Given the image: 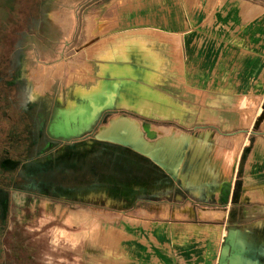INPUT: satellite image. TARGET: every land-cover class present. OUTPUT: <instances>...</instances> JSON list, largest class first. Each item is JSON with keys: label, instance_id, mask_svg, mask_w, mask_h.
Listing matches in <instances>:
<instances>
[{"label": "crops", "instance_id": "crops-1", "mask_svg": "<svg viewBox=\"0 0 264 264\" xmlns=\"http://www.w3.org/2000/svg\"><path fill=\"white\" fill-rule=\"evenodd\" d=\"M218 1H91L84 16V45L75 40L69 50L65 47L57 54L72 72L71 84L76 85L72 94L78 99L112 110L124 107V98L129 97L156 103L163 115L159 118L174 124V138L166 139V150L184 158L176 172L183 183L178 198L185 199L175 206L147 200L149 207L121 210L111 222L118 242L111 231L94 232L110 259L119 264H264V122L250 142L235 134L244 129L245 115L259 118L255 107L258 98H264V6L254 0ZM205 2L228 3L235 9L242 5L238 17L245 29H238L235 16L230 30L210 31L215 14ZM68 11L72 22L73 6ZM135 53L139 54L130 59ZM114 68L120 72L111 75ZM136 87L143 91L135 92ZM79 108L75 105L73 110ZM197 111L200 128L209 135L225 131L224 138L183 137L188 136L184 129L199 128L194 115L189 116ZM184 118L188 120L178 127ZM126 124L132 126L128 135L136 145L141 129L145 135L154 133L148 128L151 124L119 116L99 134L128 140L123 133ZM243 148L246 154L241 158ZM82 233L79 229L72 235L78 238Z\"/></svg>", "mask_w": 264, "mask_h": 264}, {"label": "rangeland", "instance_id": "rangeland-1", "mask_svg": "<svg viewBox=\"0 0 264 264\" xmlns=\"http://www.w3.org/2000/svg\"><path fill=\"white\" fill-rule=\"evenodd\" d=\"M91 1L97 0H46L41 6L42 13L40 21H30L28 25L29 29H26L28 36L25 37L23 42L22 39H20L17 43V49L15 48L14 51L18 65V70L15 73L16 81L21 82L24 91H26V108L35 107V104L41 102L45 105V113L47 115L50 114L51 110H54V108L64 110L71 102H74V106L81 105V107H84L87 105L88 102L85 98L78 99L76 96H73L72 89L76 87V85L71 84L72 72L69 66H66V60H64L63 64H61L62 62L60 63L57 54L65 51V47L68 48L70 42L75 40L78 41L79 46L84 45V16ZM218 2L217 0V3ZM254 2L264 6V0H254ZM218 4L215 6H208L207 2H205V8H209V12L215 14V21L211 23L209 28L210 31L230 30V28L233 27L232 24L235 16L238 18V29H245L244 26L242 27V25H240L241 21L238 17L244 10V8L241 7L242 5L235 9V7L228 3L221 6ZM72 6L73 11L76 13V17H74L71 22L68 10L71 9ZM71 23H73L72 28H70ZM214 27L217 29L213 30ZM75 34L78 36V39H73ZM207 53V57L210 58L212 53L209 47ZM136 54L139 53L132 54V58L130 59L133 60ZM69 55L70 52L66 54V56ZM137 59L141 61L139 56H137ZM63 65L65 66L64 68ZM82 67L83 65L81 68ZM83 71L84 70L81 69V72ZM84 72L86 73L87 71L85 70ZM262 85L263 84H261V89L263 88ZM1 89H3L2 85L0 86V93L5 95L8 93L6 91L1 92ZM231 104L235 106L236 103L231 100ZM243 105L244 101L241 102V106ZM158 108L156 103H149L146 110L140 111L135 110L133 107L118 105L116 108L114 107L112 113L104 116L106 121H102L99 124L96 123L93 131L97 134L100 133L101 129L104 128L112 118L119 116L138 120L141 124L146 122L151 124L148 128H151L154 133L153 135L151 133L145 135L141 129L139 137L152 147L162 145V149L165 151L162 150L161 154H170L172 158L175 154L166 150L168 147L163 144H166V139L174 138L173 134L175 129H172L174 124L171 126V119H160L159 115L161 114L158 113ZM255 108L259 113V118H253L252 120L250 119V115H245L243 121L244 124H246L242 127L244 131L240 129L235 133L238 138H242L245 143L246 141L250 142V139L253 138V133L259 129L261 122H264V115H262L264 112V98H258L257 107ZM198 111L194 114L191 113L189 116L192 117L194 115L195 121L198 122L195 126L199 128L184 129L183 132L188 136L183 137H187L186 139L189 140L194 135L195 138L200 141H209L212 139V134H220L223 136L222 138H224L223 134L227 133L225 131H211L209 135L200 128L203 125L201 123L202 118L199 116ZM8 115L9 118H5L0 112V150L8 149L10 151V149L13 148L12 139L21 136V132L15 119L16 115L13 114V111ZM142 115H147V118H144ZM161 116L163 117V115ZM44 119L46 120V118ZM45 120L44 127L46 124ZM187 120V118H184L178 127H181ZM246 145L250 147V144ZM84 146L88 148L90 143L87 142ZM83 148H81V150ZM62 149V146L58 147L57 145L46 155L37 156L36 160L43 161L47 157H54L57 152L61 153ZM126 149V156L118 154L116 157L111 158L110 162L113 163L117 173L123 174L124 176L130 175L131 179L134 181H137L138 178L142 179L140 168L142 164L144 165L146 159L141 155L133 153L130 148ZM244 149L245 148L242 149L243 153L241 158L246 154ZM129 152L133 155L129 154ZM77 156L68 153L65 157H58L55 161H62L65 164V162L68 163L75 157L77 158ZM5 167L9 168L10 166L9 164H5ZM154 168L156 169L157 167ZM157 170L162 172L160 176L165 178V182L168 180L169 184H167L165 188L158 190L157 193L151 194V196L148 194H141L142 196L136 199V196L141 193V190L134 188L131 189L132 192L128 191L120 193L119 196L115 195L117 198L108 197L106 192L98 194L91 193L82 197V199L77 198L74 200L48 198L46 203L50 208V212L47 214L43 209L38 210L39 213L37 215L40 216L39 219H41V222H35L33 223L34 225L31 224L29 226V229L33 232H31V235H26L27 238L25 237L27 232L25 228L28 226L20 222L21 220L18 219V214H23L24 217L28 218H30V214L28 215L23 209L17 214V204H14V200L12 199V192L15 190L3 191L0 188V197L2 196L4 200V205L0 209V250L1 253L3 252L4 254L3 264H107L108 262V264H119V261L117 262L116 260L110 259L112 257L106 253L104 246H101L96 241V237L93 236L94 232L103 234V232L107 230L111 231L118 242L120 238H117L111 222L115 221L114 217L119 214L121 210L131 211L136 208L149 207V205H147V200H151L154 204L159 203V205H165V203H168L175 206L181 204L185 199L183 195V198H178L183 183L180 184L178 180L171 182L165 172L159 168H157ZM1 172L0 169V174ZM151 172L152 171H148L147 174V171H144V175H146L143 179L144 181L147 180V177H151ZM180 177L183 179L184 176ZM119 181L120 180L108 179V185L117 187L120 185ZM130 194L134 195L130 196ZM21 198L22 196L20 194L14 193L16 203L20 202ZM235 198H237V196ZM246 198L248 199L249 195L246 196ZM250 198L253 199L254 195H250ZM234 200L237 202L236 199ZM193 203L196 204L197 202L193 201ZM238 208L237 212L239 213ZM245 209L247 210L249 207ZM79 229L83 232V235L77 238L76 235L72 234L77 233ZM16 233H18L19 236ZM51 234L53 235L52 242L56 244V247H50L49 245ZM16 239H18V242L21 239L23 240L20 246L15 242ZM69 244L71 247H69ZM73 245L79 247L77 250L78 252L75 254L74 251L71 250L75 249Z\"/></svg>", "mask_w": 264, "mask_h": 264}, {"label": "flooded vegetation", "instance_id": "flooded-vegetation-1", "mask_svg": "<svg viewBox=\"0 0 264 264\" xmlns=\"http://www.w3.org/2000/svg\"><path fill=\"white\" fill-rule=\"evenodd\" d=\"M12 80L15 81L11 83ZM12 80L9 81V84L19 83L21 85V82L16 81V75L13 76ZM19 92V103L31 125H33L34 132L26 135L21 133V136L12 139L13 148L10 151L8 149V151L6 149L0 150V169L2 171L0 188L3 191L15 190L12 192V199L14 200L12 201L17 204V214L22 209L28 215L30 214V218L18 214L20 222L28 226L25 228L27 230L25 237L33 232L29 229L31 224L41 222L40 216L37 215L38 210L43 209L47 214L50 212L46 203L48 198L74 200L82 199L91 193L98 194L101 192H106L110 198H117L115 195L119 196L120 193L128 191L132 192L131 189L137 188L141 190V193L136 196L138 199L143 194L151 196L169 184L168 180L165 182V178L160 176L162 172H159L153 164L146 160L140 168L142 179L138 178L137 181H134L130 175L124 176L117 173L110 160L118 154L126 156L127 149L125 147L104 142H93V129L87 130L90 126H87L85 120L80 123L79 116L72 118L73 116L68 110L63 111L54 108L47 116L45 105L41 102L35 104V107L26 108V91L22 85L19 87ZM44 120L46 121L45 127L43 126ZM66 121L71 123L69 128L63 127ZM54 126H60V128L56 129ZM87 142L90 143L88 148L84 146ZM57 145L63 147L61 153L57 152L54 157H47L43 161L36 160L37 156L46 155ZM81 148L83 149L81 150ZM68 153L78 156L68 163L65 162V164L62 161H55L58 157L63 158ZM129 154L132 153L129 152ZM5 164H9L10 167L6 168ZM144 171H147V174L148 171H152L151 177H147L145 181L143 180L146 177ZM108 179L120 180V185L117 187L109 186ZM14 193L22 196L20 202L16 203ZM3 202L1 196L0 209L4 205ZM16 234L19 236L18 233ZM52 241L53 235L50 237L49 245L56 247ZM15 242L20 246L23 240L18 242L16 239ZM73 246L75 249H70L75 254L79 247ZM69 247H71L70 244Z\"/></svg>", "mask_w": 264, "mask_h": 264}, {"label": "trees", "instance_id": "trees-1", "mask_svg": "<svg viewBox=\"0 0 264 264\" xmlns=\"http://www.w3.org/2000/svg\"><path fill=\"white\" fill-rule=\"evenodd\" d=\"M44 1L0 0V86L3 87L1 92H8L6 95L0 93V112L5 118H9L8 114L13 111L20 132L25 135L34 132V127L19 103L21 85L9 84V81L18 70L14 54L17 43L26 33L30 21H40ZM3 258L4 254L0 250V264H3Z\"/></svg>", "mask_w": 264, "mask_h": 264}, {"label": "water", "instance_id": "water-1", "mask_svg": "<svg viewBox=\"0 0 264 264\" xmlns=\"http://www.w3.org/2000/svg\"><path fill=\"white\" fill-rule=\"evenodd\" d=\"M15 80H12L11 83H13ZM86 106H82L81 108L78 109V111H75L76 113L72 114V118H75L76 116H79L80 123L85 120L88 129H93L96 123H101L102 121H106L104 119V116L110 114L113 110V108H107V107H102L100 108L92 106L89 101H87ZM103 115L102 118V114ZM74 123V122H73ZM70 124L68 121L64 122V126L66 128L70 127ZM56 129L60 128V126H54ZM92 141L96 143H107L110 145L114 146H121L125 148H130V150L135 153L136 155H141L143 156L148 162L153 164L155 167L159 168L163 172H165L168 177L170 178L171 182H175L178 178L176 170L180 167L181 164L184 163V158L181 154H176L174 157L171 158L170 154H161V151L164 150L162 149V145H156V146H151L150 144L145 143L142 141L140 137V141H138L137 145H134L132 143H129L126 140L123 139H117L114 137H99V133H94L92 136ZM164 143V142H163ZM164 146L168 147L167 144H163ZM169 148V147H168ZM167 149V148H166ZM165 151V150H164ZM133 196L134 194H130V196Z\"/></svg>", "mask_w": 264, "mask_h": 264}, {"label": "bare ground", "instance_id": "bare-ground-1", "mask_svg": "<svg viewBox=\"0 0 264 264\" xmlns=\"http://www.w3.org/2000/svg\"><path fill=\"white\" fill-rule=\"evenodd\" d=\"M125 41V40H124ZM132 41V40H131ZM129 43V42H128ZM142 43V42H141ZM127 44V43H126ZM140 44V43H139ZM143 44V43H142ZM132 45V44H131ZM146 45V44H145ZM130 46V45H129ZM149 47V46H148ZM109 49V48H108ZM128 49V48H127ZM126 49V50H127ZM131 50V49H130ZM151 50V49H150ZM117 51V50H116ZM110 54H112V53H110ZM117 54V53H116ZM118 55V54H117ZM109 56V55H108ZM113 56V55H112ZM112 58H115V57H112ZM126 58V57H125ZM106 59V58H105ZM104 59V60H105ZM117 59V58H116ZM102 60V59H101ZM108 60V59H107ZM112 60V59H111ZM109 61V60H108ZM119 65V64H118ZM115 69V70H114ZM114 69H111V71H112V74L111 75H115V74H118L119 72H120V70H119V68H114ZM122 74V73H121ZM119 77V76H118ZM111 80V79H110ZM120 81H123V80H120ZM135 92L137 91H140V92H142L143 91V89L141 88V87H136V89H133ZM83 93H85V94H89L88 92H84L83 91ZM144 96H147V93H146V91L144 90ZM139 98H141V96L140 97H136V100H138ZM124 103H123V105L124 106H129V107H133L135 110H146L147 109V107L149 106V104H145L144 102L143 103H138V102H136V101H133L132 99H131V97H129V98H124V101H123ZM142 104V105H141ZM74 102L72 103V107L70 106V107H67V108H65L64 110H68V112H70L71 114H73V113H75L74 112ZM132 127V126H131ZM131 127H129V124H126L125 126H124V129H126V130H124V135H128L129 133H130V130H128V128H131ZM102 134L100 135L99 134V137L101 138V137H108L107 136V134H106V132H101ZM130 135V134H129ZM128 135V136H129ZM130 137V136H129ZM120 139L122 138V137H119ZM119 138H117V139H119ZM133 138L134 137H130V138H128V140L127 139H125V138H123V139H125L126 141H128V142H130V143H132L133 144ZM134 145H136V144H134Z\"/></svg>", "mask_w": 264, "mask_h": 264}]
</instances>
